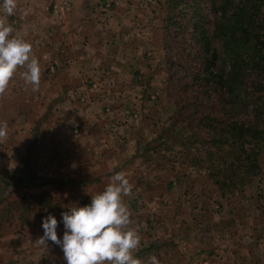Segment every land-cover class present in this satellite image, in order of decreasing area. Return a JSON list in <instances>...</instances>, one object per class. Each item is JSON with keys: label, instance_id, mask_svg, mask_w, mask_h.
<instances>
[{"label": "crops", "instance_id": "crops-1", "mask_svg": "<svg viewBox=\"0 0 264 264\" xmlns=\"http://www.w3.org/2000/svg\"><path fill=\"white\" fill-rule=\"evenodd\" d=\"M168 1L70 0L71 11L57 21L50 0H15L11 16L0 0L10 38L28 42L41 68L38 91L18 66L0 94V122L7 124L0 138V202L15 205V220L2 227L19 232L1 235L4 243H17L27 262L40 254L59 262L58 245L37 241L42 218L54 215L62 237L61 212L89 204L123 172L133 185L123 200L129 227L140 236L133 255L142 264L151 256L160 264H264L263 225L250 231L251 240L239 241L238 220L253 210L254 181L246 205L240 199L236 206L190 163V142L176 138L181 129L167 91V62L180 55L176 32L168 35L166 27ZM228 217L234 227H226Z\"/></svg>", "mask_w": 264, "mask_h": 264}, {"label": "trees", "instance_id": "trees-1", "mask_svg": "<svg viewBox=\"0 0 264 264\" xmlns=\"http://www.w3.org/2000/svg\"><path fill=\"white\" fill-rule=\"evenodd\" d=\"M171 1L166 27L168 35L172 27L177 33L173 43L180 58L167 62L168 95L191 121L182 127L192 131L190 163L205 170L215 191L231 200L261 171L264 0ZM178 6L185 9V28ZM14 207L0 208V228L13 218Z\"/></svg>", "mask_w": 264, "mask_h": 264}, {"label": "clouds", "instance_id": "clouds-1", "mask_svg": "<svg viewBox=\"0 0 264 264\" xmlns=\"http://www.w3.org/2000/svg\"><path fill=\"white\" fill-rule=\"evenodd\" d=\"M3 9L11 16L15 0H2ZM12 27L0 19V94H3L18 66L26 68L21 73L33 91L40 86L41 68L32 53L31 45L18 38H10ZM7 135V124L0 122V138ZM133 185L125 173H115L106 188L91 197L89 204L61 212L62 237L57 236L58 220L49 213L42 218L43 235L37 239L47 246L51 241L63 252L66 264H142L133 250L140 243L138 231L130 228L131 213L123 200L131 196ZM149 264H160L156 256Z\"/></svg>", "mask_w": 264, "mask_h": 264}, {"label": "rangeland", "instance_id": "rangeland-1", "mask_svg": "<svg viewBox=\"0 0 264 264\" xmlns=\"http://www.w3.org/2000/svg\"><path fill=\"white\" fill-rule=\"evenodd\" d=\"M198 0H195V2H197ZM167 2V1H166ZM170 2V5L167 6V9L164 13V18L166 17V12H167V16L168 17H171V14L172 13L170 11L169 13V10L173 4V1H168V3ZM188 2H193V0H188ZM202 2H204L202 0ZM167 3V4H168ZM71 4V3H70ZM72 7V6H71ZM162 7H164L161 3L159 6H156V10L158 11L159 14H162L163 13V10H162ZM207 7V5H206ZM177 10L181 11V13L179 15H177V17L179 18V20L181 21V25L183 28H185V9H184V6H178L177 7ZM207 10V9H206ZM178 13V12H177ZM208 13V11H207ZM189 16V15H187ZM174 29V27H172ZM184 76V75H182ZM174 118L176 117L175 119V124L177 123V128L181 129L180 131H178L177 133V140L180 141V142H186L187 141V138H189L192 133V131L190 130H187L186 128H182L188 124H191V121H187L184 117H182L183 115H181V111H177V109L174 107ZM182 118V121H179V119ZM186 120V121H185ZM170 126H173V123L170 122ZM264 129V127H263ZM261 171L259 172V174H257L255 177L252 178V182L245 188V190L243 191V194L239 195V193L237 191L234 192V195H232V198L234 197L236 200H235V205L237 206V204H240V199H241V202L243 205H246V201H247V194H246V190L248 188H250V186H252V183L254 181V188L255 190H257V193L255 194V197L253 200V204L250 205L249 203V206L254 210H251L250 212L249 211H245V213L243 214V219L240 218L238 220V223L241 224V239H239V241L241 242L242 240L243 241H247V240H251L253 237V235H251L250 231H255L254 228H256V225H259V226H264V150L261 152ZM255 179V180H254ZM239 195V196H238ZM252 196V195H251ZM233 200V199H232ZM139 203V201H138ZM1 204V203H0ZM140 205H145L144 201H140L139 203ZM2 208V207H1ZM258 211H261V219L262 220V224L259 223L258 221V218L257 217H254L255 216V213L257 214ZM258 215V214H257ZM260 216V215H258ZM230 218V217H228ZM13 220H15V216L14 218H12ZM11 219V220H12ZM256 219L258 223H255L253 220ZM232 220L231 218L228 219V223L226 224V227L230 228L233 226V221H230ZM244 220V222H243ZM13 222V221H12ZM14 226V225H13ZM235 226V224H234ZM233 226V227H234ZM15 232V234H14ZM263 232H264V227H263ZM4 233H10V234H14L12 235L13 236H16L18 235L17 232L12 229V230H6L5 232V229L4 227H1L0 228V264H66L65 260H64V257L63 258H60L59 262L56 260V257H54V259H52L53 257L50 256V255H44V254H40L39 256H36L34 259H30L29 262L26 261L25 257L22 258L20 256V251L17 250V243L16 242H8L6 241L5 243L2 241V235L1 234H4ZM5 235V234H4ZM237 235V234H236ZM13 239V238H12ZM15 239V237H14ZM236 239V238H235ZM10 241V240H9ZM14 241V240H12ZM8 242V243H7ZM258 253V251H257ZM263 253H264V250H263ZM256 256V255H255Z\"/></svg>", "mask_w": 264, "mask_h": 264}, {"label": "built area", "instance_id": "built-area-1", "mask_svg": "<svg viewBox=\"0 0 264 264\" xmlns=\"http://www.w3.org/2000/svg\"><path fill=\"white\" fill-rule=\"evenodd\" d=\"M71 9L70 0H50V11L57 21L63 20Z\"/></svg>", "mask_w": 264, "mask_h": 264}]
</instances>
